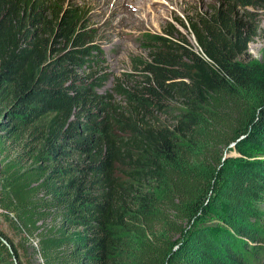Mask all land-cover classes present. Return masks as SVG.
<instances>
[{
  "label": "trees",
  "instance_id": "16d2710c",
  "mask_svg": "<svg viewBox=\"0 0 264 264\" xmlns=\"http://www.w3.org/2000/svg\"><path fill=\"white\" fill-rule=\"evenodd\" d=\"M213 2L186 19L198 50L173 25L142 35L101 95L80 11L0 0V216L18 238L0 229V264L31 243L26 264H257L264 159L223 151L264 155V65L240 60L264 0Z\"/></svg>",
  "mask_w": 264,
  "mask_h": 264
},
{
  "label": "rangeland",
  "instance_id": "374dc122",
  "mask_svg": "<svg viewBox=\"0 0 264 264\" xmlns=\"http://www.w3.org/2000/svg\"><path fill=\"white\" fill-rule=\"evenodd\" d=\"M53 3L59 12L72 8L82 13L83 23L88 30H91L93 37L90 43L99 46L101 50V53H98L99 57L94 53L92 59L96 60L97 64L92 65L89 73L98 72L99 75L108 76L105 86L98 92L105 95L112 94L117 79H121L123 74L133 70V58L146 56L141 45L142 35H161L168 25H173L198 50L186 19L196 13L204 12L214 2L213 0H53ZM248 9L256 14L254 22L258 25V32L240 60L264 65V12L254 8ZM177 19H181L187 28L181 27ZM114 99L118 101L115 96ZM154 116L159 121L167 120L161 116V113ZM223 155L229 161L237 163L264 159L262 151L252 145L237 147L231 144L224 149ZM202 224L215 226L219 225V222L211 214ZM256 225L264 226V221L257 222ZM0 229L9 239L17 243L16 233L2 216H0ZM34 246L33 243L27 246L28 252L26 251V256L22 257L23 264L29 261ZM254 260L257 264H264V254H258Z\"/></svg>",
  "mask_w": 264,
  "mask_h": 264
}]
</instances>
